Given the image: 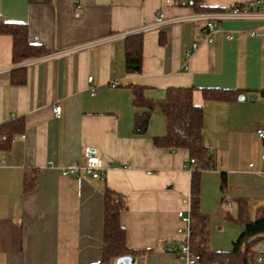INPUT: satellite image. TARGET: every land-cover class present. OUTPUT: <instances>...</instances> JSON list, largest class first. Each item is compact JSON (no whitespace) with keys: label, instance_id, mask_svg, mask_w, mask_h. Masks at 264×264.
<instances>
[{"label":"crops","instance_id":"crops-1","mask_svg":"<svg viewBox=\"0 0 264 264\" xmlns=\"http://www.w3.org/2000/svg\"><path fill=\"white\" fill-rule=\"evenodd\" d=\"M246 1L202 4L223 10ZM160 11L165 21L155 27ZM197 12L166 0H0V17L26 23L29 41L49 50L14 64L13 39L0 34V132L23 120L8 147L0 136V264L101 261L107 188L125 197L120 221L127 246L138 251L133 264H187L168 247L187 235L178 212L190 215V152L155 144L167 131L161 108L145 130L135 129L132 85L145 86L154 100L170 86L195 87L202 140L214 150L200 190L211 250H231L244 231L240 200L252 219L264 209V142L256 132L264 123V19L223 18L209 42ZM137 32L143 33L142 71L129 74L125 38ZM18 65L26 67L23 85L11 80ZM206 87L240 89L246 98L208 100ZM90 153L103 160L104 178L61 173ZM27 172L37 174V184L25 191ZM256 248L264 254V238Z\"/></svg>","mask_w":264,"mask_h":264},{"label":"trees","instance_id":"trees-1","mask_svg":"<svg viewBox=\"0 0 264 264\" xmlns=\"http://www.w3.org/2000/svg\"><path fill=\"white\" fill-rule=\"evenodd\" d=\"M191 5L197 11L222 10L220 7L204 6L202 0H191ZM0 34H8L13 39L12 61L22 63L28 59L40 57L48 53V49L40 44H33L28 38L26 23L9 22L0 17ZM143 65V33L129 34L125 38V68L129 74H138ZM12 83L23 85L26 82V67L18 65L12 71ZM133 104L137 108L135 115V129L145 130L153 110L161 108L167 121V131L163 136H156L157 146L169 149L187 148L190 157L196 160L191 176L190 199V248L201 256V263L215 264H262L256 261L262 255L256 244L264 238V209H260L255 218L248 215V206L245 201L239 202L238 220L245 226L244 231L233 242L231 250L213 251L209 247L210 217L201 211L200 190L201 172L212 168V153L202 140L204 111L203 107L193 101L194 86H170L165 98L154 100L146 96L143 85H132ZM203 96L208 100L229 101L238 98L240 89L212 88L201 89ZM23 120H14L11 130L1 129V144L8 147ZM14 126L17 129L14 130ZM226 175L222 176V186H226ZM37 184V174L27 172L24 179V188L31 190ZM105 195V216L103 235V258L93 264H107L111 259L123 255H136L138 251L129 248L126 244L125 229L121 225V211L126 207L123 194L107 188Z\"/></svg>","mask_w":264,"mask_h":264},{"label":"built area","instance_id":"built-area-1","mask_svg":"<svg viewBox=\"0 0 264 264\" xmlns=\"http://www.w3.org/2000/svg\"><path fill=\"white\" fill-rule=\"evenodd\" d=\"M168 3L178 4L181 6L191 5V0H166ZM195 17L205 21V28L203 39L206 41H213L214 34L219 28L218 21L223 18H257L264 19V0H249L244 3H236L228 9L215 10V11H200L195 14ZM165 21V15L160 11L155 17L154 26L158 27L162 25ZM227 38L232 39L233 33L228 32ZM198 44L194 42L192 44V49H196ZM191 52L188 51L187 55ZM41 57V56H40ZM38 58V57H36ZM35 59V58H32ZM90 80L93 79L92 76L89 77ZM55 113L59 116L61 114V105L54 106ZM256 132L262 142H264V123L259 125L256 129ZM211 153L214 150H210ZM262 159L264 160V152L261 154ZM4 164L3 161H0V167ZM196 164L194 158H190L186 166L192 171L193 166ZM250 165H253L252 163ZM105 165L100 156L95 153H90L86 156L83 162L77 161L70 165L63 166L61 168V173L63 175H80L88 174L95 178H104L105 177ZM178 215L186 221L187 235L182 240L179 245L169 246L168 251L177 254V256L185 259L187 264H201V256L198 253H195L190 248L189 235H190V217L185 215L184 211H179ZM256 261L264 264V254L258 255Z\"/></svg>","mask_w":264,"mask_h":264},{"label":"water","instance_id":"water-1","mask_svg":"<svg viewBox=\"0 0 264 264\" xmlns=\"http://www.w3.org/2000/svg\"><path fill=\"white\" fill-rule=\"evenodd\" d=\"M246 96L244 94L239 95V99H245ZM135 261L134 255H123L117 258V264H133Z\"/></svg>","mask_w":264,"mask_h":264}]
</instances>
